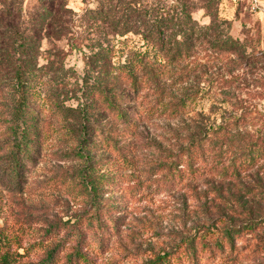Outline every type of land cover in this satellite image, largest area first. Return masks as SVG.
<instances>
[{
  "label": "trees",
  "instance_id": "obj_1",
  "mask_svg": "<svg viewBox=\"0 0 264 264\" xmlns=\"http://www.w3.org/2000/svg\"><path fill=\"white\" fill-rule=\"evenodd\" d=\"M191 2L98 0L77 19L88 34L78 74L65 67L64 51L42 46L44 40L59 41L62 36L77 40L74 13L65 0H36L29 11L18 0L0 1V129L9 177H14L9 184L19 182L26 165L56 140L62 160L80 158L93 168L89 176L84 174L82 185V193L91 195V211L70 226L60 244L47 245L40 259L23 261L28 250L19 253L23 247L16 243L13 248L0 237V264H91V250L103 247L118 227L117 208L100 198L103 188L122 198L182 186L199 200L205 191L198 192V184L207 183L216 194L209 201L216 204L222 184L244 181L250 170L264 164V131L245 129L250 110H232L234 97L217 89L208 63L201 62L205 55L206 60L239 61L245 80L252 69L263 66L257 47L224 33L228 23L217 20L215 0L204 1L211 17L205 26L193 19ZM254 80L260 82L258 76ZM154 120L177 121L167 129L174 141L167 142L176 153L169 154L168 163H156L155 179L129 188L123 185L127 182L121 170L135 168L140 128ZM95 166L108 172L99 173ZM255 225L257 221L250 220L235 225L232 216L209 219L183 243L153 254L148 264L227 259L223 253H233L241 235ZM57 231H50L48 238Z\"/></svg>",
  "mask_w": 264,
  "mask_h": 264
},
{
  "label": "rangeland",
  "instance_id": "obj_2",
  "mask_svg": "<svg viewBox=\"0 0 264 264\" xmlns=\"http://www.w3.org/2000/svg\"><path fill=\"white\" fill-rule=\"evenodd\" d=\"M18 1L22 2L24 11H29L36 3V0ZM204 1L191 2L194 7L192 17L202 26L208 25L211 20ZM97 2L65 0L67 7L74 13L72 30L77 40L62 36L59 41L44 40L42 44L43 49L64 51L67 54L65 67L74 69L78 74L82 73V52L86 51L88 34L77 25V19L86 9L95 8ZM212 7L217 9V20L228 23L222 27L225 34L246 41V44L252 42V47L256 45L263 66H256L251 70L252 75H247L243 80L246 74L239 61L228 63L224 59H212L211 56L206 60L205 55L201 62L208 63L207 72L217 79V89H223L225 94L234 97L230 100L232 110L236 113H239L238 107L250 110L245 129L250 132L264 131V0H215ZM66 21L71 20L67 18ZM246 50L251 52L250 47H246ZM203 54L201 52L200 55ZM231 58L237 60L236 55H231ZM238 75L242 79H233ZM256 76L260 78L258 84L254 80ZM221 78L228 82L225 83ZM208 107L204 105L207 113ZM177 125V121L165 120H154L151 124L142 125L141 137L136 142L135 168L121 170L127 182L123 185L128 184L131 188L146 179H155L152 177L154 172H158L155 170L156 163H168L172 159L169 154L176 153V147L169 144L171 140L167 129ZM58 142H52L50 147L38 154V159L32 165H26L21 171L19 182L9 184V179L14 181V177H9L8 155L3 146L6 143L5 136L0 129V237L10 241L13 248L16 243L23 247L18 250L19 253L28 250L23 261L40 259L47 245L60 244L63 235L71 230L70 226L91 211V195L82 193V185L84 174L89 176L93 168L80 158L62 160ZM160 149L169 150L170 153H159ZM95 167L99 173L108 172L106 167ZM247 176L244 181L233 186L221 185L220 197L216 204L212 203L217 209L209 201L216 194L207 183L198 184V192L205 191L199 200L192 195L193 192L182 186L167 188L159 194L144 195L140 191L122 198L119 193L103 188L100 198L108 201L105 204H113L117 208L114 217L117 218L118 227L109 235L103 247L91 250L90 263L148 264L153 254L168 252L183 243L194 233L197 225H206L209 219L214 218L228 220L232 216L235 225H242L247 220L257 221V225L252 231L241 235L233 253H223L227 259L205 264H264L263 162L250 170ZM56 229L57 234H51L53 237L48 238L50 231L56 232Z\"/></svg>",
  "mask_w": 264,
  "mask_h": 264
}]
</instances>
